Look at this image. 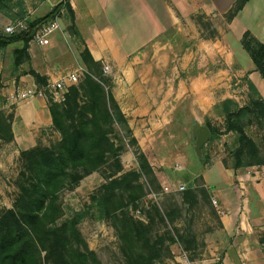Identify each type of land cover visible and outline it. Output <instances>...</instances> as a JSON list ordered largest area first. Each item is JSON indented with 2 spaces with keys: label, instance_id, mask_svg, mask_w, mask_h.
Returning <instances> with one entry per match:
<instances>
[{
  "label": "crops",
  "instance_id": "crops-1",
  "mask_svg": "<svg viewBox=\"0 0 264 264\" xmlns=\"http://www.w3.org/2000/svg\"><path fill=\"white\" fill-rule=\"evenodd\" d=\"M59 1L52 0L50 9ZM69 2L81 45L89 49L94 60L110 65L111 92L147 157L151 150L143 144L163 142L169 147L174 139L180 143L157 165L169 164L173 159L181 164L178 171L184 173L195 166L193 128L212 117L221 121L224 117L219 115L220 107L216 105L225 99H234L240 106L246 104L247 81L255 85L264 99V77L240 42L246 30L264 40V0H249L230 21L224 14L235 0ZM198 13L210 18L218 33L216 37L202 36L195 18ZM66 14V9H61L64 25L58 16L63 30L71 24ZM70 41L56 31L46 45L29 44V58L19 65H14L13 54L11 62L8 58L12 73L6 83L1 78L4 85L0 96L6 97L1 108L11 116L13 138L1 143L12 150L18 163L20 150L38 142L44 144L50 136L58 140L60 134L52 126L46 98H25L12 103L8 97L19 88L38 84L31 69L49 79L69 68V61L77 60L81 51ZM21 46L22 42L16 41L4 50L13 51ZM2 69L0 59V74L4 76ZM0 162L2 169H9L11 160L1 155ZM150 163L164 186L167 175ZM213 170L219 176L215 183L210 177ZM197 172L206 186L213 184L210 192L220 222L215 231L220 243L214 248H221L222 264H264L259 242L264 232V164L233 169L220 161L206 164Z\"/></svg>",
  "mask_w": 264,
  "mask_h": 264
},
{
  "label": "trees",
  "instance_id": "trees-1",
  "mask_svg": "<svg viewBox=\"0 0 264 264\" xmlns=\"http://www.w3.org/2000/svg\"><path fill=\"white\" fill-rule=\"evenodd\" d=\"M69 1L60 0L45 15L28 18L25 30L11 34L0 31V51L9 44L21 41L22 46L13 49V63L17 66L27 60L29 41L36 27L47 19L60 16L63 8L71 21L69 29L75 33L74 13ZM248 1L235 0L224 14L226 20H232ZM1 3L2 0L0 10ZM24 13L20 8L15 16L22 19ZM6 16L12 15L6 12ZM204 17L203 14L196 17L200 27L210 30V35L204 37H216V29L210 20L203 21ZM240 42L256 70L264 77V40H258L246 30ZM79 57L87 69L84 78L77 85L70 86L63 103L48 101L52 126L59 132L60 138L50 145L38 142L19 152L16 195L11 207L0 208V264H103L83 239L78 228V216L58 220L63 216L62 192L110 162L113 163V170L107 173L106 182L92 197L99 215L110 219L117 231L125 264H156L162 256L164 240L152 238V221L135 219L128 208L134 207L135 201L143 195L144 186L139 182L141 176L156 182L154 170L144 152L138 151V168L123 171L119 159L123 146L117 145L110 135L113 125H120L132 143L139 146L111 92V79L107 85V80L95 74L101 69V62L93 59L86 46L79 52ZM30 73L38 85L47 80L33 69ZM1 85L0 74V88ZM248 89L246 104L240 106L231 99H225L216 105L224 115V129L238 135L239 146L232 152L233 169L264 164L261 147L246 133L243 125V117L253 113L264 127V99L251 81H248ZM208 127L214 134L215 128L210 123ZM12 138L11 116L0 107V141L8 142ZM124 191L127 199L124 198ZM181 194L190 205L198 203L199 198L210 204L212 196L210 187L189 186ZM154 210L162 220L165 216L169 218V212H162L156 206ZM170 239L186 251L194 247L195 237L189 232L179 233ZM259 242L264 252V232Z\"/></svg>",
  "mask_w": 264,
  "mask_h": 264
},
{
  "label": "rangeland",
  "instance_id": "rangeland-1",
  "mask_svg": "<svg viewBox=\"0 0 264 264\" xmlns=\"http://www.w3.org/2000/svg\"><path fill=\"white\" fill-rule=\"evenodd\" d=\"M51 1L49 0V2L46 3V0H2V10H0V31L4 32V28L8 23L17 20L15 14L20 10V8H22L25 12L24 18L27 17L32 19L45 15L46 12L50 10L52 5L50 3ZM6 12H10L12 16L7 17ZM200 14L201 13L196 14V17ZM63 16L65 17V15ZM63 16L60 15L62 25H64ZM66 17H68L67 14ZM206 19L210 20L209 17L205 16L203 21ZM200 28L202 30L203 37L210 35V30L205 27ZM64 30L61 29L58 32L63 33V37L65 39L68 40L70 38L72 46L75 45L82 50L83 46L81 45V39L76 35V32L73 34L69 29V25H66ZM12 54V49H9V51H5L3 49V52L0 53V59L2 60L3 65L2 71H4V76L1 75V78H3V82L5 81L4 83H6L8 79V74L11 75L12 73L11 63L7 65L9 60L11 62ZM69 62L70 67L65 71L74 69L77 66L84 67V64L80 61L79 53L77 60L72 59ZM105 64L109 66V70L106 73L103 71V66ZM110 71V65L104 62L101 63V69L99 71L97 70V73L95 74L98 78L101 77L103 80H107L108 85L110 83ZM84 76L85 74H82L79 81L74 85H77L84 78ZM7 85L8 84L4 87H7ZM5 100V96L0 98V107L1 104H4ZM231 100L235 101L234 99ZM219 115L224 117L222 112H220ZM204 123L207 127L208 123H210L211 126L215 128V132L213 134L209 129L210 135L201 145L199 155H197L196 152H192L196 156V165H192L190 170L186 169V173L178 171L181 168V164L173 159L170 160L169 164L165 163L163 165H157L160 164L159 162L161 160H163L162 157H166V155L171 154L173 150L178 148L180 143L175 141V139L174 142L169 144V147L163 142H148L143 144L151 150L150 152L148 151V157H150V160L147 157V154L144 153L149 163L152 162L154 164L153 166H156L155 169L159 173H165L167 175L166 176L164 174L167 179L165 185H168L169 183H178L179 181L184 183L186 188L189 186L193 188L208 187L205 185L202 177L196 175L198 173L197 171L202 166L210 163L212 164V162L218 163L221 161L225 167L232 168L234 163L232 152L239 146L237 141L238 135L233 131H226L224 129V118L220 121L218 118L212 117V120L205 119ZM243 125L246 133L261 147V153L264 156V127L258 123L255 114L248 113L245 115L243 117ZM110 135L117 145L122 144L123 146V148L119 151V159L123 166V171L136 170L138 168V151H143L141 145L137 142L139 146L138 148L134 143H132L131 138L126 134L121 126L117 124L113 125V130ZM55 141L56 138L54 136H50L46 139L44 145H50ZM191 146L194 149L195 138H191ZM1 155H4L5 158L7 157L11 160V165L8 170H4L2 169V162H0V208L11 207L12 201L17 192L16 182L20 168V163L16 162L12 150L7 149L6 145L0 141V156ZM249 166L246 167L248 168ZM113 168V163L110 162L100 170L84 176L76 185L73 186V188L63 191L61 194L63 216L58 221L68 219L72 216H78V228L82 237L87 242L90 249L97 253L98 259L103 264H125V259L121 252V242L118 238L117 231L110 219L102 218L99 215L96 203L92 197L96 195L100 185L106 182L105 176L107 173L112 171ZM215 170H213L210 175L212 180L214 179V183L219 180L218 172L215 173ZM156 178L157 180L154 182L145 175L141 176L139 178V182L144 186L143 195L135 201L134 207L128 206L130 214L135 219L143 222H147L149 220L152 221L151 235L153 239L164 240L161 250L162 256L156 261V264H168L174 259V257L178 254L181 245L178 242L170 241V238L177 236V234L182 232H189L195 237V242L192 244L194 247L187 250L190 257L218 259L220 261L219 256L221 248H214L216 245L219 246L218 243H220L219 238H215V231L219 229L220 222L213 197L211 196L210 204L202 198H199L198 203L190 205L188 202L183 200L181 191L165 192L157 175ZM210 188H213V184L210 185ZM153 194H155V196H153ZM124 198L127 199V193L125 191ZM154 206L159 208L162 212H169V218L165 216L164 220H162L154 210ZM214 209L215 213H213Z\"/></svg>",
  "mask_w": 264,
  "mask_h": 264
},
{
  "label": "built area",
  "instance_id": "built-area-1",
  "mask_svg": "<svg viewBox=\"0 0 264 264\" xmlns=\"http://www.w3.org/2000/svg\"><path fill=\"white\" fill-rule=\"evenodd\" d=\"M28 18L17 19L13 22L8 23L5 28V33H14L25 30L28 28ZM61 25L58 20V16L47 19L40 23L29 41V44H35L37 46L46 45L49 43V39L56 31H60ZM109 66L105 64L103 66L104 73L108 72ZM87 70L82 66H77L74 69L64 71L59 76L49 78L44 84H32L30 86L19 88L14 93H11L8 100L12 103H16L21 99L32 98V97H44L48 101L63 103L66 99V94L70 86L76 84L80 76L85 74ZM185 184L182 182L166 184L163 186L164 191H175L179 192L184 190ZM155 196V194H153ZM214 201V200H213ZM168 264H222L218 259H206V258H193L190 257L186 250L180 247L178 254Z\"/></svg>",
  "mask_w": 264,
  "mask_h": 264
},
{
  "label": "water",
  "instance_id": "water-1",
  "mask_svg": "<svg viewBox=\"0 0 264 264\" xmlns=\"http://www.w3.org/2000/svg\"><path fill=\"white\" fill-rule=\"evenodd\" d=\"M210 135L209 128L206 125H198L193 128V136L195 138V152L200 153L201 145L208 139Z\"/></svg>",
  "mask_w": 264,
  "mask_h": 264
}]
</instances>
